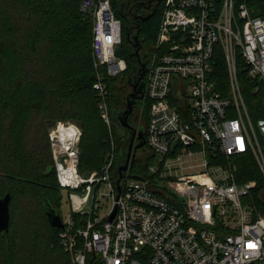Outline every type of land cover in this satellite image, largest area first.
Returning a JSON list of instances; mask_svg holds the SVG:
<instances>
[{"label":"built area","instance_id":"built-area-1","mask_svg":"<svg viewBox=\"0 0 264 264\" xmlns=\"http://www.w3.org/2000/svg\"><path fill=\"white\" fill-rule=\"evenodd\" d=\"M260 1L165 0L137 120L160 165L148 168L151 176L130 169L118 191L104 79L127 70L116 55L122 27L111 0H83L93 17L94 89L112 145L101 169L83 177L79 127L59 123L50 131L59 186L78 192L69 194L72 212L59 230L70 264H264V119L255 121L240 75L254 94L264 91ZM220 60L228 74L222 90L213 81ZM246 158L260 181L239 177ZM102 197L112 205L96 213Z\"/></svg>","mask_w":264,"mask_h":264},{"label":"trees","instance_id":"trees-1","mask_svg":"<svg viewBox=\"0 0 264 264\" xmlns=\"http://www.w3.org/2000/svg\"><path fill=\"white\" fill-rule=\"evenodd\" d=\"M83 0H0V198L11 195V223L0 234V264H70L59 243V229L49 224L45 208L62 214V189L51 152L50 131L58 121L82 130L79 172L100 170L110 150L94 89L97 73L92 57L93 17L82 11ZM165 0H111L121 22L122 58L127 70L105 76L112 133L113 114L126 107L129 77L137 67L128 30L138 34L141 50L152 52ZM255 16L264 18V1ZM134 34V35H135ZM243 92L255 121L264 119V91L241 71ZM228 74L220 60L213 72L219 89ZM140 108V107H139ZM125 156L129 135L125 130ZM131 174L138 165V157ZM117 166V165H116ZM240 178L259 179L253 162L241 161ZM251 171V173H250ZM116 167L114 169V175ZM94 257L90 258L92 261Z\"/></svg>","mask_w":264,"mask_h":264},{"label":"water","instance_id":"water-1","mask_svg":"<svg viewBox=\"0 0 264 264\" xmlns=\"http://www.w3.org/2000/svg\"><path fill=\"white\" fill-rule=\"evenodd\" d=\"M132 29L128 30V38L133 46L136 48L134 54H138L141 49V44L138 34L131 36ZM116 55L120 57L122 55L121 48L116 50ZM151 60L149 57V62L144 65L142 61L138 60L137 67L133 70L129 77V84L132 88L130 94L126 98V108L118 112H114V126L117 134L119 136H124L125 129L129 135L128 138V149L126 152V157L124 161L119 160L116 166L115 172V183L117 185L118 191L121 190V181L125 179L127 172L134 166L137 156L141 152L146 150V140L144 137V131L142 129L137 130V120L135 121V126L132 127L129 124V118L134 114L135 105L141 107L142 102L145 97V87L142 82L146 73L150 70ZM125 128V129H124ZM10 203L11 195L6 194L4 197L0 198V234L8 233L10 230L11 215H10ZM117 209H115L110 221L115 217ZM45 212L49 221V224L57 229L63 228V218L57 213L55 209L51 206L45 208Z\"/></svg>","mask_w":264,"mask_h":264},{"label":"rangeland","instance_id":"rangeland-1","mask_svg":"<svg viewBox=\"0 0 264 264\" xmlns=\"http://www.w3.org/2000/svg\"><path fill=\"white\" fill-rule=\"evenodd\" d=\"M136 33V31L132 34V36ZM122 76V75H121ZM135 119L136 120H139V108L136 109V113H135ZM59 123H69V124H75L77 125L76 123L72 122V121H58L54 128L51 129V130H54L57 128V125ZM78 126V125H77ZM79 127V126H78ZM80 129V128H79ZM257 129L259 132L260 129H259V124H257ZM82 135H83V132L82 130L80 129ZM121 134L124 133V136H119L118 134H115L114 135V146L117 150V153H116V165L118 163L119 160L121 161H124V156H125V147H124V143L126 142V138H125V132H121ZM82 135H81V138H82ZM261 136V135H260ZM81 138H80V141H81ZM51 140V139H50ZM109 140L112 141V136H111V132L109 131ZM80 141H79V145H80ZM261 142H262V145L264 147V136H261ZM111 145L112 143L110 142V149H111ZM80 149V147H79ZM81 151V150H80ZM51 152H52V146H51ZM147 152V153H145ZM145 152H141L140 153V156L138 157V165L136 166V168L133 170V176L135 177H141V176H151V173L149 172L148 168L151 166V165H154V166H159L160 163H159V160L158 158H155L153 157V153L151 151V149H149L147 146H146V150ZM53 156V155H52ZM96 171H99V170H96ZM94 172V171H93ZM80 173V172H79ZM83 177H88L89 174H82L80 173ZM167 183V182H166ZM107 190H104L102 192H105ZM73 193H78V192H75V191H67V190H63L62 191V196H63V201H62V209H61V212H62V216L63 217H67L69 214H71V205H70V202H69V194H73ZM112 200L107 198V197H102L100 199V201H97L96 202V205H97V209H96V213H100V211L103 210V207L106 206L107 208H109V206H111ZM97 263L100 264V261H97Z\"/></svg>","mask_w":264,"mask_h":264},{"label":"flooded vegetation","instance_id":"flooded-vegetation-1","mask_svg":"<svg viewBox=\"0 0 264 264\" xmlns=\"http://www.w3.org/2000/svg\"><path fill=\"white\" fill-rule=\"evenodd\" d=\"M134 36V35H133ZM131 46H132V49H133V54H134V52H135V50H136V48L133 46V44L131 43ZM135 56H136V58H137V64H138V60H140V61H142V63L144 64V65H147L148 64V62H149V57H150V52L148 51V50H144V49H140V51H139V53L136 55V54H134ZM146 76H147V73H146V75H145V77L143 78V80H142V82H143V84H144V87H145V82H146ZM131 88V87H130ZM131 91H132V88H131ZM131 91L129 92V94L131 93ZM126 108V107H125ZM125 108L123 109V110H125ZM136 109H138V106L137 105H135V109H134V114L133 115H131V117L129 118V124L132 126V127H134L135 126V121H136V119H135V113H136ZM122 110V111H123ZM125 129V128H124ZM126 130V129H125Z\"/></svg>","mask_w":264,"mask_h":264},{"label":"crops","instance_id":"crops-1","mask_svg":"<svg viewBox=\"0 0 264 264\" xmlns=\"http://www.w3.org/2000/svg\"><path fill=\"white\" fill-rule=\"evenodd\" d=\"M61 216H62V214H61Z\"/></svg>","mask_w":264,"mask_h":264}]
</instances>
